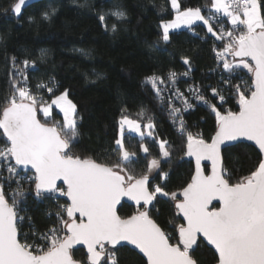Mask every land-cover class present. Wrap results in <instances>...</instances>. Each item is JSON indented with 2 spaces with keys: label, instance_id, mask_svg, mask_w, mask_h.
<instances>
[{
  "label": "snow or ice",
  "instance_id": "obj_1",
  "mask_svg": "<svg viewBox=\"0 0 264 264\" xmlns=\"http://www.w3.org/2000/svg\"><path fill=\"white\" fill-rule=\"evenodd\" d=\"M28 3L9 0L0 11L19 18ZM169 3L173 18L161 19L159 25L164 43L170 42L172 30L185 27L195 33L194 25L200 22L220 44L213 52L223 70V88L210 89L218 103L209 101L197 85L187 88L214 115V131L208 138L202 131L188 130L182 114L194 107L177 86L180 77L190 76V58L182 57L183 72H153L143 80L167 106L184 138V154L195 163L190 178L175 191L151 182L154 172L168 178L162 161L172 153L167 139L155 137L156 124L143 107L135 119L127 107L120 109L114 159L77 154L74 147L83 117L70 90H60L54 77L39 81L33 90L27 70L35 69L37 61L13 55L7 58L8 91L0 97V264H121L118 252L127 245L140 258L136 264H200L194 253L201 244L214 250L215 264H264V0H210L204 8L182 7L180 0ZM55 12L49 8L40 16L49 20ZM109 17L124 22L128 13L117 4L98 14L104 29L115 33L117 23L109 29ZM28 19L36 22L34 16ZM46 55L41 50L40 59ZM245 69L247 81L236 75ZM237 79L241 82L233 83ZM224 90L234 96L236 110L226 107ZM54 109L60 120L53 118ZM126 132L139 136L140 152L150 156L139 172L132 167L137 151L126 146ZM146 136L155 138L157 155L151 156L143 143ZM242 139L253 142L256 162L246 175L235 176L224 164L222 147ZM205 161L210 162V171ZM28 191L38 201L55 203V211L46 213L49 219L55 217V223L43 232L34 228L27 209L21 207ZM158 196L172 205L174 219L166 221L172 232L152 215ZM61 198L66 202L60 203ZM125 201H133L135 211L121 215ZM26 223L32 236L23 233ZM77 245L86 247V259L74 257Z\"/></svg>",
  "mask_w": 264,
  "mask_h": 264
},
{
  "label": "trees",
  "instance_id": "obj_2",
  "mask_svg": "<svg viewBox=\"0 0 264 264\" xmlns=\"http://www.w3.org/2000/svg\"><path fill=\"white\" fill-rule=\"evenodd\" d=\"M8 3L9 0H0V8L7 7ZM180 3L182 7L204 8L210 0H180ZM117 4L125 7L128 18L117 23L109 17L106 21L109 29L117 23L118 31L113 33L104 29L98 14L106 13ZM49 8H55L56 12L51 19L43 20L40 14ZM30 16L36 18L35 23L29 22ZM172 17L169 0H43L28 6L19 18L10 12L5 14L0 11V37H3L0 41V97L7 93L9 87L10 65L7 58L14 55L18 60H36L37 67L27 70L33 90L39 81L47 82L50 77L59 83L60 90L64 87L70 90V98L83 117L81 135L74 151L101 159L115 157L112 150L115 148L120 109L127 107L135 119L140 108H145L146 115L156 124L155 137L167 139L172 153L170 158L162 161L164 171L169 173L168 178L162 179L155 172L151 182L160 183L169 191L178 190L190 178L194 164L185 158L184 138L176 131L167 106L160 103L150 86L143 84L144 77L153 72L165 75L170 69L183 72L186 66L182 57L190 58V76L180 77L177 86L194 107L182 114L188 130L202 131L208 138L214 131V115L207 105L190 95L186 87L197 85L209 101L218 103L210 89L223 88L220 83L223 70L217 67L213 52L217 42L201 23L194 25L195 33L187 28L175 29L170 32V42L164 43L160 39L161 19ZM41 50L47 52L43 60L40 59ZM236 75L245 81L249 79L246 69ZM240 82L233 80V83ZM42 94L47 98L48 93L42 90ZM224 95L228 98L226 107L236 110L234 96L229 95L227 90H224ZM176 106L181 105L177 102ZM57 111H53V118L60 120ZM140 143L139 136L125 133L126 146L137 151L132 167L138 172L150 158L140 152ZM143 143L148 145L151 156L157 155L159 147L155 138L146 136ZM2 144L3 138L0 137ZM223 156L224 164L230 171L234 170L235 176L246 175L247 168L256 162L257 149L248 142H239L226 147ZM205 167L208 171L209 167ZM15 186L13 182L11 188ZM24 187L27 190L29 185L24 183ZM5 191L9 192L7 184ZM64 202L65 198H61L60 203ZM154 205L153 217L166 231L172 232V226L166 223L174 219L171 203L167 198L158 196ZM21 207L27 209L26 216L32 218V225L37 231L43 232L55 223L54 216L49 219L46 215L48 211H55L53 201H38L28 191ZM135 207L123 203L120 213L131 214ZM23 233L32 236V229L27 223L23 226ZM73 253L77 259H86L87 252L82 247L74 249ZM194 256L200 264H215L214 250L206 244H201ZM118 257L121 264H136L140 259L129 246L120 248Z\"/></svg>",
  "mask_w": 264,
  "mask_h": 264
},
{
  "label": "water",
  "instance_id": "obj_3",
  "mask_svg": "<svg viewBox=\"0 0 264 264\" xmlns=\"http://www.w3.org/2000/svg\"><path fill=\"white\" fill-rule=\"evenodd\" d=\"M40 1H43V0H29L28 5L23 9V11H24L28 6H30V5H32V4H34V3L40 2ZM239 142H248V143H250V144H252V145L254 146L253 142H251V141H246V140H243V139H242V140H238V141L229 142V144H227L226 146H223V147H222V153H223V150H224L226 147L231 146V145H234V144H237V143H239ZM185 158L188 159V160L193 161V164H194V167H195V163H194V159H193V158H191V157H187L186 155H185ZM204 165H205V166H208V167H209V170H208V171H210V162L205 161V162H204ZM154 202H155V201H154ZM123 203H130V204L135 205V203H134L133 201H125V202H123ZM214 203H216V202H214ZM127 246H129V247L132 248V246H130V245H127ZM80 247H82V248H84V249L86 250V247L83 246V245H77V246H75L74 249H76V248H80ZM74 249H73V250H74ZM86 252H87V250H86Z\"/></svg>",
  "mask_w": 264,
  "mask_h": 264
},
{
  "label": "built area",
  "instance_id": "obj_4",
  "mask_svg": "<svg viewBox=\"0 0 264 264\" xmlns=\"http://www.w3.org/2000/svg\"><path fill=\"white\" fill-rule=\"evenodd\" d=\"M214 46H215V47H220L219 42H217ZM188 87H189V86H187L186 89H187Z\"/></svg>",
  "mask_w": 264,
  "mask_h": 264
},
{
  "label": "rangeland",
  "instance_id": "obj_5",
  "mask_svg": "<svg viewBox=\"0 0 264 264\" xmlns=\"http://www.w3.org/2000/svg\"><path fill=\"white\" fill-rule=\"evenodd\" d=\"M172 18H173V17H172ZM172 18H170V19H172ZM198 23H200V22H198ZM182 28H185V27H182ZM180 29H181V28H180ZM54 110H55V109H54ZM54 110H53V111H54ZM154 173H155V172H154ZM154 173H153V174H154Z\"/></svg>",
  "mask_w": 264,
  "mask_h": 264
}]
</instances>
